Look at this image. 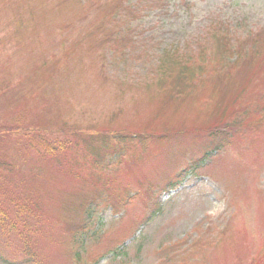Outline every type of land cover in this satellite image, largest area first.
I'll return each instance as SVG.
<instances>
[{
    "label": "rangeland",
    "instance_id": "374dc122",
    "mask_svg": "<svg viewBox=\"0 0 264 264\" xmlns=\"http://www.w3.org/2000/svg\"><path fill=\"white\" fill-rule=\"evenodd\" d=\"M262 103L264 0H0V264H264Z\"/></svg>",
    "mask_w": 264,
    "mask_h": 264
},
{
    "label": "trees",
    "instance_id": "16d2710c",
    "mask_svg": "<svg viewBox=\"0 0 264 264\" xmlns=\"http://www.w3.org/2000/svg\"><path fill=\"white\" fill-rule=\"evenodd\" d=\"M219 37H221V36H219ZM223 39V41H225V44L227 43V39L226 38H228V37H222ZM258 41H255L254 43H251L252 45H255L256 47H255V49L254 50H252L250 47H244V45H238V46H236V47H234V48H232V45L231 44H226V48H227V50H228V53L226 54L227 55V57H229V55L230 56H232V54L234 55V57L237 59V61L240 59H243V57H249V56H251L252 54L253 55H255L254 54V52L253 51H256V50H258L259 49V46H258ZM232 50H233V53L231 54V52H232ZM224 57V56H223ZM252 57V56H251ZM223 59H225V58H223ZM261 59H263V58H261ZM165 60H166V66H168L169 67V64L170 63H173V72H174V74H176V76L178 77V79L179 80H182L183 82L184 81H188V82H190L192 79H193V77H194V67H192V65H186L185 64V61L184 60H182L181 59V57H179L178 55H177V53L176 54H174V56H166L165 57ZM217 63V62H216ZM177 66V68L178 69H176V67L175 66ZM165 71H166V69L165 68H161V73H162V75H163V77H164V81H168V80H173L174 78H172V76H170V74H165ZM172 75V74H171ZM170 76V77H169ZM237 112H239V111H237ZM236 112V113H237ZM245 115H247V113L245 114ZM228 117V114L227 113H223L222 115H221V117ZM234 118H233V123L235 124V122H238L239 120H241V118L240 117H238L236 114H234ZM221 122H222V119H221ZM245 124H247L248 126H250V127H254V129H256V131H261L263 128H264V105H263V103L261 104V106L259 107V110H258V112H257V114L255 115V117L254 118H252L251 120H249L248 122H244ZM128 138H130L129 136H121V138L120 139H118V141H123V140H126V139H128ZM117 141V142H118ZM127 141H132V139H129V140H127ZM126 141V142H127ZM114 143V142H113ZM116 143V142H115ZM221 143H218V144H216L215 146L216 147H214L215 148V150H212L211 152H216L217 151V148L219 147V145H220ZM122 147V145L120 144L119 145V148H121ZM109 148H111L112 149V151H116L117 152V150L116 149H118V146H116V147H110L109 145L108 146H105V148H104V150H108ZM43 152L44 153H48V152H50L51 151V149H50V145L49 146H45L43 149ZM121 150V149H120ZM211 152H210V155L209 156H211ZM114 155H115V153H113ZM196 166H198V165H196ZM177 183H179V181L177 182ZM175 181H170L168 184H167V186H170V188H172V189H175L176 188V186H178V184H177ZM27 201H25V200H20V201H18V203L16 204V203H14V205H15V208H16V214L19 216V213H21V208H20V205H23V204H25ZM3 203L1 202L0 203V213H2L3 212ZM92 211V210H91ZM90 214H91V212L89 213V211L87 210L86 212H85V216H84V219L82 218L79 222H81L80 224H78L77 225V227H76V230L77 231H81V232H84L85 231V227H86V225L88 224L87 222H85V221H88L89 220V218H90ZM83 221V222H82ZM78 222V223H79ZM1 225V224H0ZM75 236H76V233L74 232V238H72V242L73 243H75V242H77L76 241V239H75ZM75 245V244H74ZM123 251H122V248H120V249H118L117 251H115V256H120V254L122 253ZM74 259H75V261H76V259H79V257H80V253H79V251H78V249H74ZM5 262H7L6 260H5ZM9 264H12V263H9Z\"/></svg>",
    "mask_w": 264,
    "mask_h": 264
}]
</instances>
